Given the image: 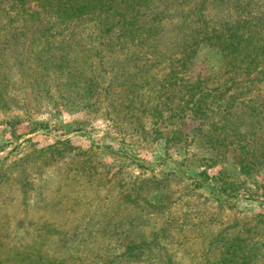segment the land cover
Masks as SVG:
<instances>
[{
  "label": "rangeland",
  "instance_id": "obj_1",
  "mask_svg": "<svg viewBox=\"0 0 264 264\" xmlns=\"http://www.w3.org/2000/svg\"><path fill=\"white\" fill-rule=\"evenodd\" d=\"M101 1L0 0V264H264V0Z\"/></svg>",
  "mask_w": 264,
  "mask_h": 264
},
{
  "label": "trees",
  "instance_id": "obj_2",
  "mask_svg": "<svg viewBox=\"0 0 264 264\" xmlns=\"http://www.w3.org/2000/svg\"><path fill=\"white\" fill-rule=\"evenodd\" d=\"M101 2H102V4H103V3H104V0H102ZM105 2H107V1H105ZM87 8H90L89 5L83 7V9H82V11H81V14L85 13ZM108 8H109L110 10H113V11H114V7H113V6H110V7H108ZM91 10H92L91 12H94V11L96 10V7H93ZM117 11L119 12V10H117ZM114 26H115V24H109V25H107L106 30H107V31H111V30L113 29ZM125 29H126V27H125ZM52 58H53V57H51V55H49V54L44 55L43 57H39L40 64H43V63H45V62H51V60H53ZM143 76H144V77H142V78H145V77H146V74H144ZM150 76H151V75H150ZM150 76H147V77H150ZM131 78H133V77L130 76V75H129V76H125L124 79H123V81H130ZM134 79H136V78H134ZM114 121H116V120H114ZM236 254H237V253H232L231 256L236 255ZM236 256H237V255H236ZM231 259L234 261L233 258H231Z\"/></svg>",
  "mask_w": 264,
  "mask_h": 264
}]
</instances>
